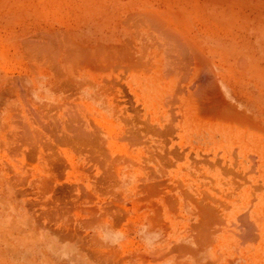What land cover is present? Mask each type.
<instances>
[{"label": "rangeland", "instance_id": "1", "mask_svg": "<svg viewBox=\"0 0 264 264\" xmlns=\"http://www.w3.org/2000/svg\"><path fill=\"white\" fill-rule=\"evenodd\" d=\"M151 1L167 22H155L161 31L150 23L161 39L152 48L186 57L178 70L165 69L160 86L177 72L180 91L158 99L164 106L154 114L126 82L133 69L151 76L157 69L145 59L128 70L114 58L122 46L141 57L146 45L136 19L128 21L147 15L133 1L0 0V264H264V52L256 38L264 10L258 0H226L212 26L194 1ZM210 33L219 36L214 55L198 41ZM86 57L91 70L82 66ZM32 72L45 74L60 97L53 110L32 106ZM93 80L105 81L116 106L106 126L119 128L118 138H88L96 122H72L77 85ZM131 177L135 183L125 190ZM145 224L163 234L151 249L137 236ZM103 226L126 239L119 247L103 244L94 231Z\"/></svg>", "mask_w": 264, "mask_h": 264}, {"label": "crops", "instance_id": "2", "mask_svg": "<svg viewBox=\"0 0 264 264\" xmlns=\"http://www.w3.org/2000/svg\"><path fill=\"white\" fill-rule=\"evenodd\" d=\"M130 1L131 2L133 1L135 6H137V7L139 6L138 8H134V10L140 11V9H142L141 11H143V10H149L148 8H150V6H149L150 3H148L147 9H145L146 8L145 5H147L145 2H144L145 4L143 5L145 8H143L142 4L140 3V0H130ZM122 9H123V7H117L116 9L114 8V11L116 10L118 12ZM111 15H112V13H111ZM111 19H112V17H111ZM146 23L148 24V22H144L142 27L141 28L138 27V29H137V33L139 32L138 35L143 37V39L146 42V45L144 47H147V48H144V50H142L140 52L141 54L143 53L141 58L135 56V54H133V56H132V55H130V53L125 52L124 48L126 46L125 47L122 46V49H120V50L117 49L116 51L119 54H116V56L114 58H115V61L117 59L119 61L121 60L120 62H122V61L125 62L128 67L133 65L134 68L139 67L141 65V63L143 65V62H142L143 59L145 60L148 58L147 60L149 63H151V67L153 66L157 69L158 73L156 72L157 74L155 73L152 76L150 74H144V73L136 75L135 71L132 70V73L130 74L131 76L130 75L128 76V81L126 82V84L129 86V88L135 92V96L138 98L137 102L144 107L145 111H147L150 114H154L156 111H152V108L156 109L159 105H161V107L164 106V104L162 102H160V103L156 102V101H158V99L160 101H163V99L166 98V95L168 92H170L171 94L174 95L176 91H180V88L177 89V85H178L177 82H178V80H180V78L182 76H181V74L179 76V74H177V72L175 73L176 76L174 78V80L176 82L174 80L171 81L170 85L168 87L167 86L163 87L162 85L160 86V83L163 81L162 75H163V73H165V69L168 66H170V68H173V66H174V68L177 69V67H182L183 63H182V60H180L182 63L181 64L179 62V60H177L176 57H175L176 60H174L173 57H172L173 59L172 58L169 59L167 57L168 53L166 51H163L160 48L161 47L160 44H159L158 49L156 48V46L153 47L154 49L152 48V43H160V40H156L157 38L155 35H152V34L150 35V33H151L150 28H149L150 23L148 25ZM144 25L147 27H145ZM143 29L146 31H144ZM147 29L149 30V32ZM146 34H147V36H146ZM128 35H129V32H128ZM144 36H146V37H144ZM152 38H153V40H152ZM198 41L206 43L207 53H209L210 55H214V53H215L214 38L213 39H211V38L206 39L205 38V40H198ZM123 45H126V44L124 43ZM74 49H71L70 53L68 55H63L62 57H64V58L69 57L70 58L72 55L71 53H73L74 51L77 50V49H75V50ZM263 52H264V50H263ZM57 53L58 54H55V55H56V58L59 59V57L62 53H61V51H59ZM148 55H150V56H148ZM139 59H140V61H139ZM168 59L174 60V61L168 62L167 61ZM85 61H86L85 66L82 65L83 68L91 69L93 67V64H94L93 60H90V58L88 59L86 57ZM131 61L136 65L139 62H141V63H139V65L136 67L134 64L130 65V63H132ZM177 62H179V63L177 64ZM179 64H180V66H179ZM162 65H164V66H162ZM207 65L209 66L208 62H207ZM95 66H100V64L98 65V63H97ZM133 67H131V69H133ZM87 73H90V72H87ZM146 77H147V79H144ZM138 78H140L141 80L138 81L139 80ZM149 78L151 79V81ZM104 84H106V83L103 81L100 82L98 80H93L92 82H85V84L83 86L77 85V87L79 89V94H80L78 97L79 103H78V105H75L77 107V113L73 115L74 118H73L72 122L77 123V121L79 120L80 122H83L84 125H86V128H87V126L89 128L91 127L89 125V121L96 122L98 128H95V129L90 128L89 137L98 136L102 139H106L107 136H109L111 138L114 136L115 138H118V137H120V135H119L120 130H118L116 127L111 128V127L106 126V125L110 124L109 122L112 119V114H113L114 110L116 109L115 108L116 106L113 105L114 102H110L109 98H107L105 96L104 87H106V86ZM146 84L148 87L146 86ZM26 85L29 88V96L31 98L32 106L34 107V109L43 110V111H50V110H53L54 108H56V106L59 104L60 97L49 86L48 79H47V76L45 74L39 73V75H37V74H35V72H32L26 80ZM148 95H149V99H147ZM80 115L85 121H82L80 119ZM78 124H80V123H78ZM83 124H80L81 128L83 127ZM25 129L29 130V126H26ZM85 137L86 138L88 137L86 135V133L84 135L80 136V138H85Z\"/></svg>", "mask_w": 264, "mask_h": 264}, {"label": "bare ground", "instance_id": "3", "mask_svg": "<svg viewBox=\"0 0 264 264\" xmlns=\"http://www.w3.org/2000/svg\"><path fill=\"white\" fill-rule=\"evenodd\" d=\"M87 1H88V0H87ZM89 1H91V0H89ZM176 1H177V2H176ZM176 1H175V3L179 5V2H181V3H183V4H184V3H187V4H188L190 0H189V1H188V0H176ZM191 1H192V2L194 1V2L196 3V10H199V12H202V11H203V12L201 13L202 18H203V16L207 17V19L205 18V19H206V23H210L212 26H214L215 15H216V14H217V15H219V14H224V13L222 12V10H224L223 6L227 4V3H226V0H191ZM232 1H233V0H232ZM259 1H260V4H261V5H260V6H261V9L264 10V0H258L257 2H259ZM144 2L147 4V5H145L146 8L143 6V5L145 4ZM150 2H152V1H151V0H140V3L142 4L143 8H145V9H147V7H148V3H150ZM153 2H154V1H153ZM167 2H168V1H167ZM170 2H171V1H170ZM230 2H231V1H230ZM248 2H249V3H252L253 0H249ZM175 3H174V4H175ZM243 3H244V2H243ZM192 4H193V3H192ZM154 5H155V7H156V5H159V6L162 5V4H161V0H157V3H155ZM154 5H153V6H154ZM167 5H168V4H167ZM167 5H166V6H167ZM213 5H214V6H213ZM164 6H165V5H164ZM211 6H213V7H211ZM128 7H129V6H128ZM138 7H139V6H138ZM188 8H189V7H188ZM193 8H194V7H193ZM148 9H149V10H143L145 13H147V15L144 14L143 17H142V14L140 15V13H138V14H134V13H133V14H131V15L129 14L130 16L127 15L128 17H130V18L128 19V21H132V20H135V19H136V22H135V23L138 24L137 27H140L141 25H143L144 22L154 23L155 27H158L159 25H161L160 22H157V25H158V23H159L158 26H156V24H155V22H156L157 20L161 19V18H160V15L162 14V13L160 12L161 9H160L158 12L151 11L152 8H148ZM156 9H157V8H156ZM227 9H230V8H227ZM122 10H123V9H122ZM141 10H142V9H141ZM178 10H179V9H178ZM180 10H181V9H180ZM201 10H202V11H201ZM124 11H125V10H124ZM131 11H132V10H131ZM133 11H134V10H133ZM138 11H139V10H138ZM138 11H137V12H138ZM165 11H166V10H165ZM165 11H164V12H165ZM224 11H225V10H224ZM229 11H230V10H229ZM159 12H160L161 14H159ZM227 12H228V11H227ZM227 12H226V13H227ZM231 12H232V11H231ZM233 12H234V11H233ZM119 13H120V11H119ZM125 13H126V12H124V14H125ZM127 13H128V12H127ZM141 13H142V12H141ZM152 13H153V15H152ZM169 13H170V12H169ZM196 13H198V12H196ZM226 13H225V14H226ZM165 14H166V13H165ZM167 14H168V13H167ZM175 14L178 15L177 13H175ZM233 14H234V13H233ZM134 15H138V16H137V17H136V16L134 17ZM194 15H196V14H194ZM78 16H79V14H78ZM127 16H126V17H127ZM192 16H193V15H192ZM192 16H187V14H186V16H185V20L188 21V22L191 21V20H195V17H192ZM221 16H222V15H221ZM128 17H127V18H128ZM171 17H172V19H175V18H173V14H172ZM174 17H176V16H174ZM178 17H179V16H178ZM178 17H177V18H178ZM199 17H200V16H199ZM230 17H231V16H230ZM167 18H168V17H167ZM224 18H225V17H224ZM125 19H126V18H125ZM172 19H171V20H172ZM169 20H170V19H169ZM175 20H176V19H175ZM175 20H173V22H174ZM138 21H139V22H138ZM186 21H185V22H186ZM161 22H162V19H161ZM164 22H165V21H163L162 24H163ZM175 22L178 23V19H177ZM215 22H217V21H215ZM124 23H125V22H124ZM129 23H130V22H129ZM182 23H183V22H182ZM182 23H179V24H182ZM218 23H219V22H218ZM220 23H221V22H220ZM146 24H147V23H146ZM165 24H167V22H165ZM165 24H163V25H161V26L163 27ZM168 24H169V23H168ZM174 24H175V23H173V25H174ZM179 24H178V25H179ZM197 25H198V24H197ZM208 25H209V24H208ZM221 25H222V23H221ZM144 26H145V25H144ZM150 26L152 27V25H150ZM191 26H192V25H190V27H191ZM222 26H223V25H222ZM133 27H135V26H133ZM145 27H147V26H145ZM168 27H169V25H168ZM179 27L182 28V25H179L178 28H179ZM183 27H185V26H183ZM186 27H187V30L189 31L190 28H189L188 26H186ZM194 27H195V26H194ZM197 27H198V26H197ZM259 27H260L259 32H258V29H259V28L256 29V30H257L256 38H261V39L257 40V44L260 45V44L262 43V41H263V43H262V45H260V47H262V50H264V25H261V26H259ZM152 28L155 29L154 27H152ZM159 28H160V30H159ZM169 28H170V27H169ZM169 28H168V29H169ZM207 28H208V30H209V28H211V26H209V27H207ZM92 29H93V28H92ZM150 29H151V28H150ZM166 29H167V28L165 27V30H166ZM168 29H167V30H168ZM217 29H218V27H217ZM223 29H225L224 26H223ZM143 30H144V29H143ZM147 30H148V29H147ZM156 30H157V31H158V30L161 31V27H158V29H156ZM163 30H164V28H163ZM163 30H162V32L165 31V30H164V31H163ZM170 30H171V28L169 29V31H170ZM172 30H173V29H172ZM179 30H180V29H179ZM183 30H184L183 33H185V32H186V31H185L186 28H184ZM192 30H193V29H192ZM198 30H199V29H198ZM213 30H214V29H213ZM85 31H86V30H85ZM144 31H146V30H144ZM154 31H155V30H154ZM157 31H156V32H157ZM169 31H168V33H170V34H171V33H174V34H175V31H172V32H169ZM194 31H195V30H194ZM225 31H226V30H225ZM148 32H149V30H148ZM166 32H167V31H166ZM181 32H182V31H181ZM190 32H191V29H190ZM192 32H193V31H192ZM199 32H200V31H199ZM138 33H139V32H138ZM168 33H167V34H168ZM186 33H187V32H186ZM151 34H152V33H150V35H151ZM164 34H165V33H164ZM167 34H166V36H167ZM174 34H171V35L174 36ZM176 34H177V32H176ZM176 34H175V37H176V39H177V35H176ZM193 34H195V33H193ZM208 34H209V32H208ZM228 34H229V33H228ZM230 34H231V33H230ZM157 35H158V34H157ZM159 35H160V33H159ZM180 35H181V33H180ZM180 35L178 34V37H179V38H180ZM185 35H187V34H185ZM232 35H233V34H232ZM146 36H147V34H146ZM146 36H144V37H146ZM162 36H163V33H162ZM187 36H188V35H187ZM190 36H191V35H190ZM56 37H57V36H56ZM151 37H152V36H151ZM157 37H158V36H157ZM159 37H161V36H159ZM164 37H165V36H164ZM169 37H170V35H169ZM169 37H168V38H169ZM195 37H199L198 34H197ZM216 37H217V39H218V37H219V36H218V33H217L216 36H214V35L211 36V33H210V35H206V36H205L206 39H207V38H211V39H213V38H216ZM226 37H227V36H226ZM234 37H235V35H234ZM148 38H149V37H148ZM148 38H147V39H148ZM162 38H163V37H162ZM192 38H194V36H193ZM165 39H166V38H165ZM171 39H172V38H169V40H171ZM181 39H182V45H184L185 42H186L187 40H186L184 37L180 38L179 40L181 41ZM183 39H184L185 41H184ZM195 39H196V38H195ZM202 39H204V38H202ZM152 40H153V38H152ZM156 40H157V39H156ZM160 40H161V39H160ZM162 40H163V39H162ZM173 40H174V38H173ZM191 40H192V39H191ZM193 40H194V39H193ZM197 40H198V39H197ZM107 41H108V40H107ZM147 41H148V40H147ZM176 41H177V40H176ZM56 43H58V42H56ZM151 43H152V42H151ZM160 43H161V42H160ZM238 43H239V41H238ZM157 44H158V43H157ZM157 44H156V45H157ZM164 44L166 45V43H164ZM167 44H168V43H167ZM172 44H173V43H172ZM177 44H178V42H177ZM188 44H189V43H187V45L184 46L185 50H187V49H186V46H188ZM52 45H53V44H52ZM148 45H149V44H148ZM168 45H169V44H168ZM174 45H175V44H174ZM179 45H180V44H179ZM190 45H191V44H190ZM238 45H239V44H238ZM50 46H51V45H50ZM50 46H48L47 50H49V48L52 47V46H51V47H50ZM152 46H154V45H152ZM160 46H161V45H160ZM163 46H164V45H163ZM175 46H176V45H175ZM158 47H159V45H158ZM158 47H157V48H158ZM166 47H168V46H166ZM173 47H174V46H173ZM176 47H177V46H176ZM191 47H192V46H191ZM193 47H194V46H193ZM144 48H147V47H144ZM160 48H161V47H160ZM169 48H170V46H169ZM171 48H172V47H171ZM179 48H180V47H178V49H179ZM184 48H183V49H184ZM187 48H188V47H187ZM194 48H195V47H194ZM194 48H193V49H194ZM200 48H201V47H200ZM256 48H257V47H256ZM52 49H54V48H51V50H52ZM153 49H154V48H153ZM174 49H175V48H174ZM181 49H182V48H181ZM183 49H182V50H183ZM189 49H192V48H189ZM196 49H197V48H196ZM205 49H206V48H205ZM44 50H46V49H44ZM44 50H43V52H44ZM56 50H57V49H56ZM156 50H157V49H156ZM162 50H163V49H162ZM172 50H173V49H172ZM176 50H177V49H176ZM185 50H183V51H185ZM213 50H214V49H213ZM38 51H39V50H38ZM38 51H37L38 54H40V53L42 52V51H40V53H39ZM166 51H168V50H166ZM170 51H171V50H170ZM178 51H179V53H177V51H175V52L177 53V55L180 54V53H182L181 50H178ZM191 51H192V50H191ZM194 51H195V50H194ZM206 51H207V50H206ZM48 52H50V51H48ZM48 52H47V54H45L46 51L44 52L45 56H47V55L49 54ZM53 52H55V51H53ZM56 52H57V51H56ZM143 52H144V51H143ZM145 52H146V51H145ZM151 52H152V51H151ZM155 52H156V51H155ZM175 52H174V53H175ZM187 52H188V51H187ZM187 52H186V53H187ZM189 52H190V50H189ZM197 52H198V51H197ZM201 52H202V51H201ZM51 53H52V52H51ZM149 53H150V52H149ZM152 53H153V52H152ZM186 53H185V54H186ZM198 53H199V52H198ZM203 53H205V52H203ZM211 53H212V52H211ZM38 54H37V55H38ZM55 54H58V53H55ZM55 54H54V55H55ZM142 54H143V53H142ZM158 54H159V53H158ZM200 54H201V53H200ZM127 55H128V54H127ZM145 55H146V54H145ZM155 55H156V54H155ZM161 55H162V54H161ZM186 55H188V54H186ZM189 55H190V57H187V58H189V59H193V58H194V57L191 58V56L193 55V53H191V54L189 53ZM195 55H196V54H195ZM201 55H202V54H201ZM209 55H210V54H209ZM39 56H42V55H39ZM55 56H56V55H55ZM124 56H125V55H124ZM148 56H150V55H148ZM157 56H158V55H157ZM166 56H167V55H166ZM179 56H181V55H179ZM196 56H198V55H196ZM199 56H200V55H199ZM36 57H37V56H36ZM50 57H51V56H50ZM154 57H155V56H154ZM162 57H163V56H162ZM167 57H168V56H167ZM171 57L174 58L175 56H170L169 59H170ZM183 57H185V56H183ZM183 57L181 56V59H182ZM200 57H201V56H200ZM200 57H198V59H200ZM202 57H203V56H202ZM48 58H49V56H48ZM51 58H52V57H51ZM51 58H50V59H51ZM140 58H141V57H140ZM173 58H172V59H173ZM176 58H177V57H176ZM185 58H186V57H185ZM185 58H183V59H185ZM55 59H56V58H55ZM133 59H134V58H133ZM135 59H136V58H135ZM137 59H138V58H137ZM147 59H148V58H147ZM150 59H151V58H150ZM183 59H182V60H183ZM194 59H195V58H194ZM131 60H132V59H131ZM143 60H144V59H143ZM163 60H164V59H163ZM175 60H176V59H175ZM177 60H178V59H177ZM127 61H128V60H127ZM139 61H140V59H139ZM187 61H188V60H187ZM187 61H186V62H187ZM191 61H192V60H191ZM195 61H197V60L195 59ZM199 61H200V60H198V62H199ZM202 61H203V60H202ZM131 62H132V61H131ZM155 62H156V61H155ZM162 62H163V61H162ZM179 62L181 63L180 60H179ZM179 62H177V64H178ZM186 62H185V63H186ZM189 62H190V61H189ZM192 62H193L194 64H196V62H194V61H192ZM198 62H197V63H198ZM205 62H206V61H205ZM137 63H138V62H137ZM139 63H141V62H139ZM139 63L136 65V64H134V63L132 62V63H130V65L134 64V65L137 67V66L139 65ZM201 63H202V62H201ZM201 63H200V64H201ZM206 63H207V62H206ZM56 64H57V63H56ZM56 64H55V65H56ZM159 64H160V63H159ZM181 64H182V63H181ZM202 64H203V63H202ZM241 64H242V63H241ZM119 65H120V64H119ZM130 65H129V66H130ZM172 65H173V64H172ZM203 65H205V64H203ZM53 66H54V65H53ZM109 66H110V65H109ZM125 66H127V65H125ZM140 66H141V65H140ZM140 66H139V67H140ZM142 66H143V65H142ZM155 66H156V65H155ZM162 66H164V65H162ZM175 66H176V65H175ZM179 66H180V64H179ZM186 66H187V65H186ZM189 66H190V65H189ZM116 67H117V66H116ZM131 67H133V65L130 66L129 68H127V67H126V68H127L128 70H129V69L131 70ZM173 67H174V66H173ZM184 67H185V64H184ZM205 67H206V66H205ZM209 67H210V66H209ZM53 68H54V69H58V68H55V67H53ZM100 68H101V67H100ZM133 68H134V67H133ZM200 68H202V67L200 66ZM206 68H207V67H206ZM239 68H240V66H239ZM118 69H119V68H118ZM121 69H122V68H121ZM135 69H136V68H135ZM174 69H176V68H174ZM182 69H183V68H182ZM192 69H193V68H191V70H192ZM90 70H91V69H90ZM133 70H134V69H133ZM163 70H164V69H163ZM168 70H169V69H168ZM168 70H167L166 72H170L169 74H171V75L173 76V74L171 73V71H168ZM177 70H178V69H177ZM180 70H181V69H180ZM202 70H203V69H202ZM56 71H57V70H56ZM58 71H59V70H58ZM185 71H186V70H185ZM193 71H194V69H193ZM145 72H146V71H145ZM183 72H184V71H183ZM194 72H195V71H194ZM201 72H202V71H201ZM203 72H204V70H203ZM206 72H207V71H206ZM146 73H147V72H146ZM146 73H145V74H146ZM173 73H174V72H173ZM184 73H185V72H184ZM184 73H183V74H184ZM192 74H193V73H192ZM212 74H213V73H212ZM57 75H58V73H57ZM59 75H60V74H59ZM184 75H185V74H184ZM187 75H189V74H187ZM199 75H200V74H199ZM60 76H61V75H60ZM130 76H131V75H130ZM146 76H147V75H146ZM149 76H150V75H149ZM185 76H186V75H185ZM164 77L167 78L166 74L164 75ZM135 78H136V77H135ZM168 78H169V77H168ZM172 78H173V77H172ZM181 78H182V77H181ZM186 78H188V77H186ZM198 78H199V77H198ZM138 79H139L138 81L141 80L140 78H138ZM144 79H147V77L144 78ZM149 79H150V78H149ZM105 80H106V79H105ZM153 80H154V79H153ZM184 80H185V79H184ZM186 80H187V79H186ZM207 80H208V78H207ZM120 81H121V80H120ZM150 81H151V79H150ZM174 81H175V80H174ZM103 82H105V81H103ZM152 82H153V81H152ZM175 82H176V81H175ZM205 82H206V81H205ZM137 83H138V82H137ZM139 83H140V82H139ZM148 83H149V82H148ZM150 83H151V82H150ZM116 84H117V83H116ZM202 84H203V83H202ZM207 85H208V84H207ZM108 86H109V85H108ZM144 86H145V85H144ZM146 86H147V84H146ZM201 86H202V85H201ZM147 87H148V86H147ZM197 87H198V86H197ZM205 87H206V86H205ZM108 90H109V89H108ZM195 90H196V89H195ZM143 92H144V91H143ZM143 92H142V93H143ZM193 92H194V91H193ZM180 93H181V92H180ZM196 93H197V92H196ZM143 94H144V93H143ZM148 94H149V93H148ZM145 95H146V94H145ZM150 95H151V94H150ZM203 95H204V94H203ZM147 99H149V95H148V98H147ZM196 100H197V99H196ZM146 104H147V103H146ZM148 104H149V103H148ZM198 104H199V103H198ZM144 106H145V105H144ZM72 119H73V118H72ZM79 122H80V121L78 120L77 123H79ZM71 125H72V124H71ZM74 128H75V126H73V129H74ZM77 128H78L79 130H78V132H76V130H75V132L78 133V135H79V131H80L81 129H80V127H78V126H77ZM77 128H76V129H77ZM57 130H58V129H57ZM114 130H115V129H114ZM118 130H119V128H118ZM124 132H125V131H124ZM127 133H129V132H127ZM127 133H126V134H127ZM87 134H88V133H87ZM87 134H86V135H87ZM129 134H130V133H129ZM65 135H66V134H65ZM75 135H76V134H75ZM83 135H84V134H83ZM80 136H81V135H80ZM130 136H133V135L131 134ZM135 136H136V135H135ZM65 137H66V136H65ZM73 137H74V134H73ZM75 137H76V136H75ZM97 137H98V136H97ZM71 138H72V136H71ZM85 138H86V137H85ZM88 138H90V137H88ZM125 138H126V137H125ZM125 138H124V139H125ZM129 138H130V137H129ZM134 138H135V137H134ZM62 139H63V138H62ZM69 139H70V138H69ZM83 139H84V138H83ZM97 139H98V138H97ZM77 140H78V139H77ZM77 140H76V141H77ZM86 140H87V139H86ZM134 140H135V139H134ZM61 141H62V140H61ZM66 141H67V140H66ZM63 143H66V142L63 141ZM80 144H81V143H80ZM75 145H77V144H75ZM78 145H79V143H78ZM73 148H74V147H73ZM83 149H84V148H83ZM88 150H89V149H88ZM96 151H97V150H96ZM105 151H106V150H105ZM54 155H55V154H54ZM119 221H121V220H119Z\"/></svg>", "mask_w": 264, "mask_h": 264}, {"label": "clouds", "instance_id": "4", "mask_svg": "<svg viewBox=\"0 0 264 264\" xmlns=\"http://www.w3.org/2000/svg\"><path fill=\"white\" fill-rule=\"evenodd\" d=\"M135 183V178H125L122 182V187L127 190ZM98 239L105 245L111 247H119L121 243L126 239V235L118 229L111 228L109 226L97 227L94 229ZM162 232L159 230H153L150 225H142L137 232V236L140 237L144 245L151 249L153 248L162 237Z\"/></svg>", "mask_w": 264, "mask_h": 264}]
</instances>
